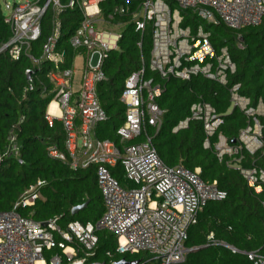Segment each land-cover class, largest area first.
<instances>
[{"label": "built area", "instance_id": "2783aa9c", "mask_svg": "<svg viewBox=\"0 0 264 264\" xmlns=\"http://www.w3.org/2000/svg\"><path fill=\"white\" fill-rule=\"evenodd\" d=\"M102 1L21 0L8 6L5 22L11 36L0 52L8 51L13 60L25 55L33 67L43 61L52 63L47 73L51 86L43 87V95L52 96L46 118L49 126L55 119L62 123L65 151L52 146L49 153L68 161L74 170L94 165L105 209L96 222L74 220L62 226L57 217L36 221L18 211L20 206L33 205L41 197L32 186L12 209L0 211V264H114L118 260H89L95 254L99 231L116 237L118 254L147 253L152 257L150 264H180L194 248L187 245L190 228L210 202L226 197L216 181L201 177L200 168L191 171L183 165H167L153 143L149 127L158 131L163 121L165 110L158 99L165 90L164 79L189 81L202 76L220 87L228 85L236 64L227 46L217 49L213 45L206 25L236 30L256 26L264 18V0H122L107 16L102 14ZM67 8H78L81 13L80 25L69 38L76 51L70 66H64L65 52L57 50L62 35L60 15ZM48 10L52 11V29L41 57H36L31 52L32 44L41 36ZM188 11L196 16L194 25H183ZM127 14L142 36L150 28L151 48L148 54L141 51L139 67L124 80L120 101L125 116L116 129L119 140L114 141L97 135L98 126L108 119L98 86L107 80L104 64L109 52L119 49L122 31L102 25H115L116 16ZM237 44L245 48L240 37ZM138 46L142 49V42ZM81 53L85 57L77 66L75 60ZM94 53L99 54L97 66L90 64ZM240 85L238 82L229 88V112L238 108L251 123L240 131L235 144L220 133L214 150L220 161L229 156L227 164L238 168L254 192L260 193L264 190V169L255 160L250 167L242 162L245 150L254 156L264 148L258 119L264 113V104L260 99L252 106L250 98L240 94ZM33 88L30 82L25 91ZM53 102L57 110L51 112ZM190 120L202 121L203 146L211 148V138L223 124V114L201 97L191 104L190 114L173 131L188 127ZM114 171L121 174L122 181ZM209 240H213V234ZM246 254L253 264H264V255L258 251ZM107 255L112 256L110 252Z\"/></svg>", "mask_w": 264, "mask_h": 264}, {"label": "trees", "instance_id": "16d2710c", "mask_svg": "<svg viewBox=\"0 0 264 264\" xmlns=\"http://www.w3.org/2000/svg\"><path fill=\"white\" fill-rule=\"evenodd\" d=\"M120 3L122 0H103L100 3L102 14L107 16ZM195 17L188 11L183 25H194ZM60 19L62 35L57 50L65 52L64 66H70L76 51L70 45L69 38L80 25L81 13L78 8H67L61 12ZM51 21L52 11L48 10L42 20L41 36L32 44L31 52L36 57L42 55L43 45L52 29ZM114 21L126 22V26L118 42L119 49L111 50L105 61L107 80L98 86L108 119L98 126L97 135L118 141L116 129L125 116V106L120 101L124 80L139 67L141 51L149 53L151 34L150 28H147L142 36L130 14L118 15ZM206 29L211 31V40L217 49L221 46L229 48L236 71L229 75L226 87H220L202 76L189 81L174 77L164 79L165 90L158 102L165 114L159 130L149 127V132L167 165H183L191 171L200 168L204 180L216 181L219 189L226 192L224 199L210 202L201 212L198 222L190 228L187 245L201 248L189 252L186 260L180 264H253L247 252L258 251L264 255V190L254 192L240 170L227 164L229 156L220 161L214 143L220 133L229 143H238L240 131L251 123V119L238 108L229 112V88L233 84H241L239 92L250 98L252 106H256L260 99L264 104V18L256 26L239 30L212 24L206 25ZM10 36L11 28L5 22L0 0V47ZM238 37L243 41L244 49L238 47ZM138 42H142V49ZM51 68L49 61L33 67L25 55L13 60L8 51L0 52V211L12 209L21 196L35 186L41 197L33 205L18 208L23 216L36 221L57 217L62 226L74 220L96 222L105 209L97 185L96 167L93 165L74 170L68 161L49 153L52 146L65 151L62 123L55 119L53 125L49 126L46 118V108L52 96L43 95V87L51 86L47 78ZM28 70H34L31 81L26 76ZM30 82L34 88L25 91ZM201 97L223 114V124L211 138V148L203 146L205 131L200 120H190L188 127L173 131L190 114L191 104ZM258 119L264 143V113ZM12 147H17V151L9 150ZM244 154V167H250L255 160V164L264 169V148L254 156L247 150ZM113 173L122 180L118 171ZM39 181L41 184L38 185ZM86 201H89L86 208L75 215L71 214L73 207ZM211 234L213 240H209ZM98 236L95 254L89 260H133L116 253L117 242L113 234L99 231ZM225 244L233 246L236 251ZM108 252L111 257L107 255ZM135 255V260H140V264H149L152 260L148 254L143 257H140L141 253Z\"/></svg>", "mask_w": 264, "mask_h": 264}, {"label": "rangeland", "instance_id": "374dc122", "mask_svg": "<svg viewBox=\"0 0 264 264\" xmlns=\"http://www.w3.org/2000/svg\"><path fill=\"white\" fill-rule=\"evenodd\" d=\"M19 1H21V0H1V4H2V8H3V11H4V13L6 14L8 11H9V8H8V6H12V4L13 3H15V2H19ZM120 23V22H119ZM118 22H115V25H111V26H107V25H102L103 27H107V29H109V30H112V31H115V32H121V31H123L124 29H125V26L126 25H123V24H119ZM84 54H78L77 55V58H76V60H75V64L77 65V66H80V64L82 63V61H83V59H84ZM98 59H99V54L98 53H94L93 55H92V57H91V60H90V64L92 65V66H97V64H98ZM122 181V180H121ZM142 254V256H140V257H143L144 255H147V253H141ZM128 256V258H130V259H135V256L136 255H130V254H120V257H122V256ZM92 259H90V261H91ZM94 260H96V259H94ZM96 261H100V260H96ZM101 262H104V261H101ZM105 262H107V263H109V261L108 260H105ZM150 264V263H149Z\"/></svg>", "mask_w": 264, "mask_h": 264}, {"label": "water", "instance_id": "95a60500", "mask_svg": "<svg viewBox=\"0 0 264 264\" xmlns=\"http://www.w3.org/2000/svg\"><path fill=\"white\" fill-rule=\"evenodd\" d=\"M33 73V70H28L26 72V76L27 78H30L31 74ZM89 201H86L85 203L81 204V205H77L75 207L72 208L71 214L75 215L76 213L80 212L81 210H83L84 208H86L88 206ZM43 225H46V223H43ZM201 247H194L192 248L191 251H196L198 249H200ZM140 261L139 260H127L125 258H122L118 261H116L114 264H139Z\"/></svg>", "mask_w": 264, "mask_h": 264}, {"label": "bare ground", "instance_id": "6f19581e", "mask_svg": "<svg viewBox=\"0 0 264 264\" xmlns=\"http://www.w3.org/2000/svg\"><path fill=\"white\" fill-rule=\"evenodd\" d=\"M55 110H57V104L55 102H53L51 105V112H54Z\"/></svg>", "mask_w": 264, "mask_h": 264}]
</instances>
